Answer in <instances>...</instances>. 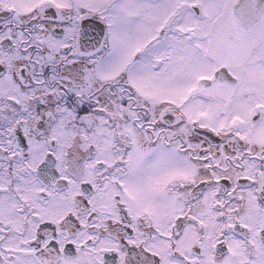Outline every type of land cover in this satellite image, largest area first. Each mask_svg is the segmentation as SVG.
Wrapping results in <instances>:
<instances>
[{
    "label": "snow or ice",
    "instance_id": "6c2138e0",
    "mask_svg": "<svg viewBox=\"0 0 264 264\" xmlns=\"http://www.w3.org/2000/svg\"><path fill=\"white\" fill-rule=\"evenodd\" d=\"M0 264H264V0H0Z\"/></svg>",
    "mask_w": 264,
    "mask_h": 264
}]
</instances>
